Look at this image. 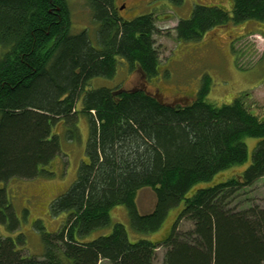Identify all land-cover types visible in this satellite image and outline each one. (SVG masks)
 <instances>
[{
    "label": "trees",
    "instance_id": "obj_1",
    "mask_svg": "<svg viewBox=\"0 0 264 264\" xmlns=\"http://www.w3.org/2000/svg\"><path fill=\"white\" fill-rule=\"evenodd\" d=\"M83 1L97 25L95 45L86 28L72 32L67 0H0V182L49 172L59 153L52 133L58 121L70 139L77 137L80 114L89 124L85 158L50 203L65 219L52 232L38 227L40 256L23 253L18 238L0 235V264H153L159 245L165 246L163 264H264V208L228 202L264 175V114L253 112L241 94L229 103L208 101L206 76L184 106L142 89L91 87L94 77H113L120 60L129 71L155 75L159 57L152 13L122 19L114 0ZM248 21L264 28V0H232L230 10L195 4L178 20L176 38L197 40L210 28ZM244 137L257 138L247 167L186 196L193 185L247 160ZM143 188L155 196L147 213L137 208ZM4 193L0 188V222L10 218L13 229L18 221ZM181 200L163 240L132 239L119 222L87 239L109 225L116 205L125 206L133 231L149 234ZM182 219L192 227L179 230Z\"/></svg>",
    "mask_w": 264,
    "mask_h": 264
},
{
    "label": "rangeland",
    "instance_id": "obj_2",
    "mask_svg": "<svg viewBox=\"0 0 264 264\" xmlns=\"http://www.w3.org/2000/svg\"><path fill=\"white\" fill-rule=\"evenodd\" d=\"M73 20L72 32L87 30L89 39L96 44V23L83 0H67ZM132 1V2H131ZM124 3L125 8L119 15L130 19L140 14L152 13L156 32L152 35L154 47L158 52V72L153 79L144 83L143 77L135 67L127 71L119 66L113 77H94L91 87L120 84L125 88L146 87L162 100H174V103L191 102L201 86L204 76L210 78L206 99L215 104L229 103L236 95L242 98L253 112L264 114V36L257 22L248 21L234 24L228 22L210 28L197 40L178 41L175 26L180 18L190 15L195 4L220 5L230 10L232 0H117L116 5ZM262 111V112H260ZM263 113V114H262ZM77 137H68V128L61 121L52 127V133L58 136L59 153L47 165L49 172L39 173L26 178H12L0 182V188L11 204V211L18 221L16 228H9L12 221L0 222V235L18 238L17 247L23 253L40 256L43 251L42 235L38 227L52 232L60 226L66 212H53L50 203L63 193L73 182L80 162L85 158V144L89 124L85 115L80 114L76 120ZM248 150L247 160L233 165L217 174L211 180L199 182L192 186L186 196L196 188L211 185L236 175L244 170L251 160L252 149L257 141L255 137H244ZM229 206L237 209L257 205L264 208V175L250 186L239 190L229 200ZM155 196L150 188H143L137 194V208L140 213L152 210ZM183 206V200L171 208L157 231L141 234L132 230L127 210L123 205H116L110 210V223L105 228L93 231L87 239L110 230L115 222L122 223L130 238L148 237L163 240L170 232L172 223ZM14 224V223H13ZM192 227V222L182 219L179 230ZM165 246L155 249L153 264H163ZM97 264H111L107 259H100Z\"/></svg>",
    "mask_w": 264,
    "mask_h": 264
},
{
    "label": "flooded vegetation",
    "instance_id": "obj_3",
    "mask_svg": "<svg viewBox=\"0 0 264 264\" xmlns=\"http://www.w3.org/2000/svg\"><path fill=\"white\" fill-rule=\"evenodd\" d=\"M142 1V0H141ZM116 2H117V0H114V5H115V11H116V13H117V15L120 17V18H122L120 15H119V13L120 12H123V10H124V8L126 7L125 6V4L124 3H122V4H118V5H116ZM132 2V1H131ZM87 8V7H86ZM69 9V8H68ZM88 9V8H87ZM89 10V9H88ZM90 12V11H89ZM71 11H69V20H70V24H71V27H72V24H73V20H72V16H71ZM122 19H124V18H122ZM81 31V30H80ZM121 65H124L126 68H127V66H126V64H124V61L123 60H121V63L119 64V66H121ZM117 68H119V67H117ZM137 68V67H136ZM135 69V68H134ZM133 69V70H134ZM133 70H130V71H133ZM138 70L140 71V73H141V75H142V77H143V80H144V83L145 82H148L150 79L152 80L153 79V77L156 75H150V76H147V75H145L144 73H143V71L141 70V69H139L138 68ZM158 70H160V69H158ZM127 71L129 72V70L127 69ZM158 72V71H157ZM116 73V72H115ZM114 76V75H113ZM113 86H120L123 90H125V91H127V90H136V89H142V90H144V91H146L147 93H149V94H151V95H153L154 97H156L157 99H159V100H161V101H165V100H162V99H160L159 97H157L154 93H152L151 91H149L146 87H142V86H140V87H134V88H125V87H123L122 85H120V84H116V85H113ZM112 87V86H111ZM167 104H169V105H171V106H184V105H187V104H189V103H185V104H178V103H174V100H166L165 101ZM145 213H147V212H145Z\"/></svg>",
    "mask_w": 264,
    "mask_h": 264
}]
</instances>
